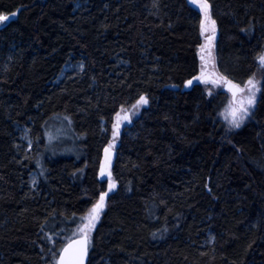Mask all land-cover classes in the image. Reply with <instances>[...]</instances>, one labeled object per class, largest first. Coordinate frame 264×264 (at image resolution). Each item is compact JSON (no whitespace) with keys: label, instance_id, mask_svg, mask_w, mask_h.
<instances>
[{"label":"trees","instance_id":"1","mask_svg":"<svg viewBox=\"0 0 264 264\" xmlns=\"http://www.w3.org/2000/svg\"><path fill=\"white\" fill-rule=\"evenodd\" d=\"M209 2L218 72L264 77V0ZM0 12L11 18L0 28V264H46L65 242L78 222L66 218L107 190L115 112L140 93L149 102L120 136L88 264H264V79L236 131L220 119L228 93L183 84L200 71L202 12L189 0H0ZM70 60L84 72L59 82Z\"/></svg>","mask_w":264,"mask_h":264},{"label":"snow or ice","instance_id":"2","mask_svg":"<svg viewBox=\"0 0 264 264\" xmlns=\"http://www.w3.org/2000/svg\"><path fill=\"white\" fill-rule=\"evenodd\" d=\"M153 3L158 7V0H153ZM190 3L199 6V10L203 13L199 20L200 32L209 33L204 37V43L199 45L200 51V61L201 67L200 71L196 76H191L188 79L183 81V84L186 86H192L194 81H197V78L200 81L212 80L213 83L225 84V87L230 89L232 97L228 102V105L224 108V116L227 121V127H239L243 121L249 117L250 112L254 110V106L257 101V93L261 90V77L260 79L256 78V73L253 72L247 76L244 82L241 84L234 79H230L224 73H219L220 79H215L214 75L209 74L205 65L211 63L215 66V60L212 54L213 41L216 36V20L212 16L209 0H190ZM9 19V13L0 12V21H6ZM256 60L258 61L257 67L261 70H264V50H261L256 55ZM83 63H80L76 67L83 68ZM212 89H208V92L211 93ZM261 98H264L262 94ZM149 97L146 93H140L138 98L135 100L129 108H125L124 104L120 105L121 111L115 112V120L112 122V137H117L119 135V130L121 123L123 121H131L133 111H139V106L142 104H148ZM56 115V114H53ZM68 121H71V116L67 117ZM47 124V121H45ZM30 129L25 126L21 135L27 141V147L32 148L33 137L29 134ZM49 139H53V133L51 130L47 131ZM38 139V138H37ZM116 143L115 139H110L109 143L104 145V155L103 159L100 162L99 173L103 176L107 173V190L101 191L94 202L90 205L85 206V211L82 213H73L71 216H68L65 220V223L68 220L78 219V222L74 224V228L65 229L66 232L70 234L65 235L64 241L59 244L58 249L53 251V248L50 247L48 252L45 253L46 256L50 255V259L46 261V264H85V258L88 256L89 248L92 245L93 240V230L96 228L97 221L100 219L101 211L106 207V197L108 195V190L115 188L117 181L113 177L111 171V154L113 151L112 146ZM19 147V143L17 144ZM27 155V153H26ZM39 163V161H38ZM43 171V167H41ZM35 188L36 185L33 184ZM53 218L56 217V212H52ZM45 221L48 220V217L44 218ZM42 229L45 227L44 224L40 226ZM162 227L167 228L166 225ZM156 232H160V229H156ZM59 235V232L56 233ZM53 232L48 231L46 233L45 239H51ZM214 239V237H213ZM55 246V241L52 242ZM44 244H40V248L43 249Z\"/></svg>","mask_w":264,"mask_h":264},{"label":"rangeland","instance_id":"3","mask_svg":"<svg viewBox=\"0 0 264 264\" xmlns=\"http://www.w3.org/2000/svg\"><path fill=\"white\" fill-rule=\"evenodd\" d=\"M190 1V0H189ZM192 4V3H191ZM193 7H195L196 9L199 10V6L198 5H194L192 4ZM200 11V10H199ZM201 12V11H200ZM5 24L4 21H0V28ZM202 34V33H201ZM209 33H203L202 34V37H203V43H204V37L206 35H208ZM215 44H216V40L214 39L213 41V48H212V54H213V58L215 60V66H213V64L209 63L205 66V68L207 69V67L209 68L208 72L209 74L213 75L212 72H218V66H217V60H216V50H215ZM80 63H83L81 61H74V60H70L67 65L64 67L60 77H59V82L60 81H63L68 74H74V75H80L84 72V66L83 68H79V67H76L77 65H79ZM84 65V63H83ZM215 77V76H214ZM215 79H217L215 77ZM259 79V78H257ZM218 80V79H217ZM201 83L203 84H206V85H212V86H215V87H220L223 89V84L222 82L221 83H213L211 79L207 80V81H201ZM261 91H262V80H261V90L260 92L257 93V101H256V104L254 106V110L252 112H250L249 114V117H247L243 123L239 126V127H232V128H229L231 131H236V130H239L241 129L247 122H249L256 110V107H257V104H258V101H259V98H260V94H261ZM230 99H231V96H230ZM145 107V104H142L139 106V111H133L132 113H130L132 115V119L131 121H123L121 123V127H120V130H119V135L117 137H112V130H111V139H115L116 140V143L112 146L113 150H117V147H118V144H119V141H120V136L123 132V130L125 129V127H127L128 125H130L136 118L139 117V115L141 114L143 108ZM127 109V108H126ZM220 119L225 122L227 124V121L225 120V116H224V111L220 114ZM115 120V119H114ZM103 125L105 126V123H103ZM23 131V129L19 130V135H20V139L25 142L27 144V141L24 139V137L21 135V132ZM105 131V130H104ZM30 134V133H29ZM32 147H33V143H32ZM32 149V148H30ZM112 166H113V161L111 162V171H112ZM100 178L102 181H104L106 184H107V173H105L103 176L100 175ZM30 184H31V187L33 189H36L37 185H38V175L37 173H33L30 177ZM33 184L36 185V187L34 188L33 187ZM112 190V189H111ZM106 200H107V197H106ZM107 207H108V201L106 203V207L101 211V216H100V219L101 217L103 216V214L106 212L107 210ZM99 219V220H100ZM99 220L97 221V224L99 222ZM96 224V226H97ZM95 230V229H94ZM93 230V232H94Z\"/></svg>","mask_w":264,"mask_h":264},{"label":"water","instance_id":"4","mask_svg":"<svg viewBox=\"0 0 264 264\" xmlns=\"http://www.w3.org/2000/svg\"><path fill=\"white\" fill-rule=\"evenodd\" d=\"M11 18L7 19L6 21H4L5 23L6 22H10ZM219 37V34L216 32V36H215V39H217ZM206 66V65H205ZM209 70V68L207 67V71ZM213 75L219 80L220 77H219V72H212ZM197 82H201L198 78H197V81H194L193 85L192 86H188V88H192ZM223 84V91L225 93H228L231 97H232V93L230 91V89H228L227 87H225V84L222 82ZM116 156V150H113L112 151V154H111V162L114 160ZM89 260H90V248H89V252H88V256L85 258V264H88L89 263Z\"/></svg>","mask_w":264,"mask_h":264}]
</instances>
